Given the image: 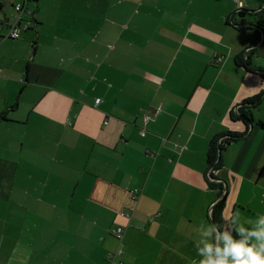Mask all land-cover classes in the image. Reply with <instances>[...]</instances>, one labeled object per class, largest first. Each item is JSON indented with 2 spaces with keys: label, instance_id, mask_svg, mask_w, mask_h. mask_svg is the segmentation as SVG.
Segmentation results:
<instances>
[{
  "label": "crops",
  "instance_id": "crops-1",
  "mask_svg": "<svg viewBox=\"0 0 264 264\" xmlns=\"http://www.w3.org/2000/svg\"><path fill=\"white\" fill-rule=\"evenodd\" d=\"M39 1L22 16L32 51L0 41V264H69L77 250L75 264H191L221 201L257 226L264 0H86L51 37ZM230 134L211 182V145Z\"/></svg>",
  "mask_w": 264,
  "mask_h": 264
},
{
  "label": "clouds",
  "instance_id": "clouds-1",
  "mask_svg": "<svg viewBox=\"0 0 264 264\" xmlns=\"http://www.w3.org/2000/svg\"><path fill=\"white\" fill-rule=\"evenodd\" d=\"M200 225L201 229L197 231L203 238L195 242L200 259H193L191 264H264V216L257 226L249 228L238 212L232 214L226 208L221 214V222H202Z\"/></svg>",
  "mask_w": 264,
  "mask_h": 264
},
{
  "label": "rangeland",
  "instance_id": "rangeland-1",
  "mask_svg": "<svg viewBox=\"0 0 264 264\" xmlns=\"http://www.w3.org/2000/svg\"><path fill=\"white\" fill-rule=\"evenodd\" d=\"M13 1L16 2L17 0H0V4H2L4 7V13H6L7 15H10L12 13L13 8L11 7V4L13 3ZM32 3L33 2L31 3L26 2L25 5L29 4V7L30 6L35 7V5H33ZM39 4H40L39 11L38 10L35 11L38 16V20L40 21V24H42L40 29L42 33L46 32L47 36L51 37L54 34V32L58 29V27H55V25H62L63 27H66L68 22L69 21L72 22L75 17L77 16L84 17L85 14L84 12L86 9L87 2L86 0H40ZM22 30H23L21 33L22 35L19 40H16L15 42L11 40H5L4 42L5 44L14 46L19 42H23L25 44L26 41L27 42L26 46L22 49V51L25 52V50H28V52H30L32 51L33 44L35 43L32 41V36L33 34H35V31L31 33H25L24 28ZM47 42L52 44V42L50 41H45L44 43ZM75 226L89 227L90 220L77 218L75 220ZM99 238L100 236L93 235L92 238H90L93 241L92 245H95L96 243L95 240ZM75 243L76 245H79L83 242L75 241ZM86 259H87L86 256H81L80 251L77 250L76 252H74L73 258L68 263L75 264L79 260H86Z\"/></svg>",
  "mask_w": 264,
  "mask_h": 264
},
{
  "label": "trees",
  "instance_id": "trees-1",
  "mask_svg": "<svg viewBox=\"0 0 264 264\" xmlns=\"http://www.w3.org/2000/svg\"><path fill=\"white\" fill-rule=\"evenodd\" d=\"M20 1L21 0H19V2ZM26 2L29 3V2H31V0H26ZM16 4L17 3H15V1H13V3L11 4V7L13 8V10H12V13L10 15H7L6 13H4V7L2 4H0V41L4 38H7V35L9 34V31H10L11 24L13 23V20L15 19L16 15L19 14V12H17L15 9ZM24 4H25V2H24ZM238 12L242 13V10H239ZM3 29L6 30V35L2 34ZM252 44L256 45L257 42L253 41ZM258 101H259V99H256V100H251L250 102L245 103V109L248 106H255V103ZM245 115H242V117L244 119L246 118ZM259 125H263V124L259 123ZM240 136L241 135L230 134V136H224V137L228 138V140L222 142L221 144H219V141H214L212 143L211 148H210V152H209V168L216 167V169H217V167H220V164H221L220 159L223 157L222 154H223L224 148L227 145L231 144L232 142H236L238 139L241 138ZM210 178L215 179L212 175L210 176ZM210 185L213 187H217V188L221 189L222 193L225 190L221 184H210ZM224 209H225V207H224V204L222 201H221V203H218L214 207L213 215H212L213 223L221 222V214L224 211Z\"/></svg>",
  "mask_w": 264,
  "mask_h": 264
},
{
  "label": "built area",
  "instance_id": "built-area-1",
  "mask_svg": "<svg viewBox=\"0 0 264 264\" xmlns=\"http://www.w3.org/2000/svg\"><path fill=\"white\" fill-rule=\"evenodd\" d=\"M238 6L240 8H242V3H240V0H234ZM26 4V0H21L19 3L16 4V11L19 12L18 15H16L15 19L13 20V23L11 24V27H10V31H9V34L7 35V38L8 39H11V40H18L20 39L21 37V33H22V29H23V26H22V22L24 21L22 16L24 13H28L29 15H32V11L27 9L25 7V4ZM24 29H27V26L24 27ZM101 102V99H97L96 100V104H100ZM248 107H252V106H248ZM164 108V105H161L159 107H157L155 110H151V111H148L145 115V122H148V121H151L153 119V116L155 114H159ZM140 134L142 136H145L146 135V131L145 130H141ZM228 140V138H221L219 139V144H221L222 142ZM227 144V143H226ZM216 171V169L213 167L209 170V173H208V176L210 177L211 175H213V173ZM211 179V178H209ZM213 180V179H212ZM126 215V214H125ZM123 214V216H125ZM114 235L116 236V238L120 241H122V239L124 238V233H123V229L122 228H118L116 230H114ZM123 254V251H119L118 253L116 254H109V258L110 259H115L116 256L118 255H122Z\"/></svg>",
  "mask_w": 264,
  "mask_h": 264
},
{
  "label": "water",
  "instance_id": "water-1",
  "mask_svg": "<svg viewBox=\"0 0 264 264\" xmlns=\"http://www.w3.org/2000/svg\"><path fill=\"white\" fill-rule=\"evenodd\" d=\"M249 123V122H248ZM250 127L252 128L253 127V123H249ZM226 138V137H224ZM211 182H217L216 180H212V179H209Z\"/></svg>",
  "mask_w": 264,
  "mask_h": 264
}]
</instances>
